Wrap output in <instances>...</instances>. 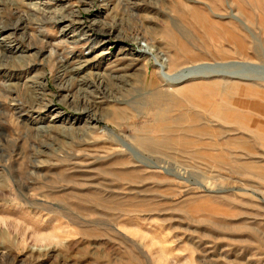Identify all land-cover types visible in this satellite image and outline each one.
Here are the masks:
<instances>
[{
	"label": "rangeland",
	"instance_id": "rangeland-1",
	"mask_svg": "<svg viewBox=\"0 0 264 264\" xmlns=\"http://www.w3.org/2000/svg\"><path fill=\"white\" fill-rule=\"evenodd\" d=\"M22 21L0 33L31 62L0 70V264H264V0H0ZM146 45L198 76L161 81Z\"/></svg>",
	"mask_w": 264,
	"mask_h": 264
},
{
	"label": "bare ground",
	"instance_id": "bare-ground-1",
	"mask_svg": "<svg viewBox=\"0 0 264 264\" xmlns=\"http://www.w3.org/2000/svg\"><path fill=\"white\" fill-rule=\"evenodd\" d=\"M41 9V8H40ZM75 15V14H74ZM74 15H64L63 13L62 14H60L59 16H58V19H56V20H58V22H66V21H74L76 18H74L75 16ZM56 18V17H55ZM79 21V20H78ZM19 22H21V21H19ZM23 22L24 21H22V23L19 25L18 23H17V25H8V24H2V25H0V33L1 34H3V33H5V32H7V31H9V30H11V29H13V31L14 30H18V29H22V27H21V25L23 24ZM74 23H75V21H74ZM73 23V24H74ZM25 24V23H24ZM71 26V25H70ZM114 26V25H113ZM69 27V26H68ZM87 28H89V27H87ZM68 29H70V28H68ZM112 29H113V27L112 26H109V25H106V24H99V26H98V31H99V33H100V35L101 36H98V37H95V38H93V40H94V43H95V41L96 42H103L104 41V39L107 37V36H109V35H111V33H112ZM75 30V29H74ZM66 31H68L67 29H66ZM73 32H75V31H73ZM11 34V33H10ZM93 34V33H92ZM9 35V34H8ZM77 35V34H76ZM103 35V36H102ZM79 36V35H78ZM82 36L85 38V39H92V36L89 34V30H86V31H84L83 32V34H82ZM83 37H82V39H83ZM81 38V37H80ZM8 39H10V37H5L4 39H2L1 41H0V70H4V71H6V70H9L11 67H13V68H15V67H17V66H15V63H17V64H20V66H22V65H24L23 67H25V68H28V67H30V65H31V62L29 63V62H27V64H24L25 62H24V59L27 57L24 53H23V51H21V49L18 47V46H16V45H13V43H11L12 41H8ZM77 40V39H76ZM78 42H79V40H78ZM30 46V45H29ZM23 50V49H22ZM9 53H11V54H13L14 55V53H15V56H10L9 55ZM103 53H105V52H103ZM162 52L161 51H159L158 50V48L157 47H155V46H150V45H146V47H145V49H144V51L140 54V56H142V55H151V56H153L155 59H156V64H155V66L159 69V78H160V80L162 81H166L169 85H175V84H178V83H181L182 81H186V80H188L189 78H194V77H197L198 75H195L192 71V69H182V71L181 72H179V73H174V74H172L171 73V71H170V69H171V67H170V59H169V57H164V55H162L161 54ZM69 62V61H68ZM69 64V63H68ZM68 64H63L62 66H61V68H63V70H68V69H71V70H75L74 72H76V74L77 73H79L82 69H85V68H87V67H89L90 65H92V59L91 58H85L84 60H82V61H80V64L76 67V68H70V64L68 65ZM152 64V62H150L147 66H146V75H148V72H150L151 73V71H150V69H149V67H150V65ZM10 71V70H9ZM156 72V71H155ZM70 73V72H69ZM217 74L219 75V76H225L226 75V73H224V72H217ZM216 74V75H217ZM145 75V74H144ZM151 75V74H150ZM156 75V74H155ZM203 76V75H202ZM83 77V76H82ZM102 77V76H101ZM97 78L98 80H97V82H96V84H97V87L98 88H100L101 89V87H103V81H102V78ZM147 77V76H146ZM157 77V76H156ZM232 77V76H231ZM145 78V77H144ZM77 79L78 80H80V81H84V78H76V80L75 81H77ZM146 79V78H145ZM159 81V80H158ZM218 81V80H217ZM35 83H37V82H35ZM10 85V84H9ZM8 85V86H9ZM35 85V84H34ZM5 88H7L6 90L7 91H10V90H8V88L9 87H6L5 86ZM10 89V88H9ZM36 89V88H35ZM32 93V97L33 98H37L38 96H37V93L35 92V91H33V92H31ZM30 93V94H31ZM181 93H183L182 91H181ZM12 94V93H11ZM178 97H179V95H178ZM177 97V98H178ZM182 98V97H181ZM180 98V99H181ZM35 100H38V99H35ZM173 100H175V99H173ZM176 100H178V99H176ZM175 100V101H176ZM181 101V100H180ZM176 103H177V101H176ZM14 106V105H13ZM181 106V105H180ZM22 107V106H21ZM34 107V106H33ZM185 107V106H184ZM185 110V109H184ZM85 112H89V110H84ZM89 113H91V112H89ZM92 119L94 120V121H98L99 120V118L98 117H95V116H93L92 117ZM191 120L190 121H192L193 119L192 118H190ZM196 119V118H195ZM194 121V120H193ZM192 121V122H193ZM145 144H146V140H145ZM0 188H3V183L2 184H0Z\"/></svg>",
	"mask_w": 264,
	"mask_h": 264
}]
</instances>
